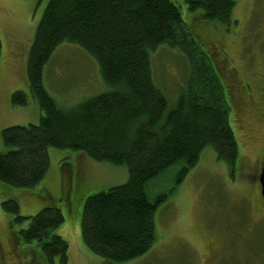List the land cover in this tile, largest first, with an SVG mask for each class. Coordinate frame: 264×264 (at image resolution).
Wrapping results in <instances>:
<instances>
[{
	"label": "trees",
	"instance_id": "trees-1",
	"mask_svg": "<svg viewBox=\"0 0 264 264\" xmlns=\"http://www.w3.org/2000/svg\"><path fill=\"white\" fill-rule=\"evenodd\" d=\"M237 1L186 0L189 12L199 11L202 20L225 25L233 23ZM188 29L172 0H49L36 27L26 80L40 118L36 125L1 130L5 150L0 152V184L34 188L46 174L50 148L125 166L124 184L84 201L81 237L102 259L125 263L152 247L154 215L170 194L155 191L162 176L173 173L178 186L207 147L229 170L237 162L226 90L204 53L192 46ZM65 43L93 57L110 88L69 109L58 107L42 85L46 65ZM162 46H177L190 63L189 76L169 112L150 62V54ZM27 100L22 91L10 97L18 107ZM1 207L12 215L10 227H20L17 234L24 245H31L34 261L52 263L57 258L66 263L67 242L57 233L64 216L57 206L47 204L30 217L19 215L15 199L3 201Z\"/></svg>",
	"mask_w": 264,
	"mask_h": 264
},
{
	"label": "rangeland",
	"instance_id": "rangeland-1",
	"mask_svg": "<svg viewBox=\"0 0 264 264\" xmlns=\"http://www.w3.org/2000/svg\"><path fill=\"white\" fill-rule=\"evenodd\" d=\"M48 1L0 0V152L5 150L1 130L39 122L40 110L29 92L26 64ZM172 1L180 7L182 19L189 25L192 46L204 53L223 82L234 71L236 78L251 84L257 98L255 79L258 70H264V0H238L232 11L233 23L229 25L202 20L199 11L187 10L186 0ZM218 47L225 54L218 56ZM150 62L154 83L164 94L169 112L189 76L190 63L177 46L156 49L150 54ZM42 85L62 109L110 89L101 78L96 60L70 43L55 50L44 69ZM15 91L25 93L26 106L11 104ZM228 103V119L238 143L235 166L229 170L207 147L178 186L173 182V173L162 176L155 191L170 194L154 215L155 240L145 255L125 263L102 259L87 248L80 233L84 201L102 190L124 184L127 168L50 148L48 169L34 188L0 184V258L3 260L1 255L6 254L5 264H61L57 258L52 263L41 258L33 261L28 248L31 245L22 243L17 234L20 227H10L12 215L1 207L3 201L15 199L22 217L34 216L50 203L61 210L64 222L57 233L67 242L65 264H264V204L256 180L248 176L254 156L264 146V126L253 120L255 137L247 140L238 127L240 121L230 99ZM248 103L254 118L256 106L253 101ZM28 222L29 219L22 227ZM13 239H17V244ZM208 244L216 248L214 256L209 254Z\"/></svg>",
	"mask_w": 264,
	"mask_h": 264
},
{
	"label": "flooded vegetation",
	"instance_id": "flooded-vegetation-1",
	"mask_svg": "<svg viewBox=\"0 0 264 264\" xmlns=\"http://www.w3.org/2000/svg\"><path fill=\"white\" fill-rule=\"evenodd\" d=\"M204 41L203 43L207 45L209 42L206 39H201ZM207 42V43H206ZM210 45V44H209ZM215 50V49H214ZM216 54L218 56L225 54L224 50L220 47L217 48ZM259 73L257 74V98H255L253 94V89L251 84L246 80L245 82H242L238 78H236V73L232 71L229 73L227 79H224L223 88L226 90V94L228 97V100L230 99L231 103L233 104V109H235V113H237L240 126L239 129H241L244 136L247 138V140L251 141L254 137V130H252V121L255 120V122H258L260 125L264 126V75L262 69L258 70ZM249 94V96H248ZM248 101H253V106H256V114L255 117L252 118L249 106H247L249 103ZM230 107V106H229ZM258 108V109H257ZM264 164V146L259 149L257 154L254 156L251 165L253 166L252 172L249 177L256 180V189L259 194V185L257 182V179L259 177L261 168ZM67 197V195H65ZM257 212V210H255ZM14 243V240H13ZM207 249L209 250V254L214 256L216 253V248L213 245L208 244ZM3 257V260L0 258V264H5L6 262V254L1 255ZM34 261V259H33ZM36 261V260H35Z\"/></svg>",
	"mask_w": 264,
	"mask_h": 264
},
{
	"label": "water",
	"instance_id": "water-1",
	"mask_svg": "<svg viewBox=\"0 0 264 264\" xmlns=\"http://www.w3.org/2000/svg\"><path fill=\"white\" fill-rule=\"evenodd\" d=\"M257 182L259 184V189H260V198L264 202V164L261 168Z\"/></svg>",
	"mask_w": 264,
	"mask_h": 264
}]
</instances>
